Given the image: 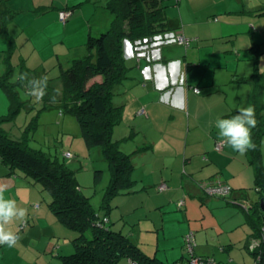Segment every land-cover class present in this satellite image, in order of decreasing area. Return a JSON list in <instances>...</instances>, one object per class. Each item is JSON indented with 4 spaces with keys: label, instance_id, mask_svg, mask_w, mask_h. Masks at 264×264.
<instances>
[{
    "label": "crops",
    "instance_id": "obj_1",
    "mask_svg": "<svg viewBox=\"0 0 264 264\" xmlns=\"http://www.w3.org/2000/svg\"><path fill=\"white\" fill-rule=\"evenodd\" d=\"M109 1L0 0V77L10 71L9 82L15 84V74L26 69L34 71L29 77L47 76L46 66L59 64L62 68V62L73 53L84 54L91 22L99 28L103 25ZM228 1L167 0L165 16L176 22L178 29L143 42L127 40L122 45L130 84L123 94L113 97L114 104L122 107L121 123L117 126L126 128L115 141H120L125 153L138 151L131 175L137 194L132 193L129 203L136 209L146 205L156 216L149 219L146 214L139 221L151 220L149 227L166 235L164 218L173 216L177 235L174 241L169 239L166 257L159 258L167 264L184 258L183 237L188 232L194 233L199 247L197 256L211 257L217 264L218 253L229 254L238 246L246 250L250 230L245 221L241 225L243 236L227 237L229 232L223 229L216 213L223 207L222 202L233 201L237 206L240 201L246 202L245 192L250 186L256 193L253 203L260 195L254 186L255 173L248 152L240 154L226 143L219 152L215 150L217 143L222 142L215 121L229 118L249 105L250 87L235 80L248 78L250 70L252 74L259 73L264 57V40L257 38L262 29L242 18L251 12L264 16V3L248 11L246 0H230L231 4ZM98 8L102 12L96 21L93 18ZM62 11L70 12L65 23L58 20ZM180 36L190 40L186 48L176 43ZM247 61L253 63V68L252 64H244ZM59 77L60 74L56 79L48 78L49 96L59 90L57 99L62 90ZM194 88L199 89V94L193 93ZM20 89L24 90L19 86V94ZM22 100L35 101L31 97ZM260 102L264 108V82ZM181 104L186 105V111L177 107ZM8 109L9 100L0 85V116L6 115ZM262 137L259 151L264 181ZM213 178L231 187L228 202L204 196L200 183ZM162 185L165 189L158 191ZM0 186L6 188V197L30 207L20 242L30 247L48 239L51 243L46 248L50 251L43 248L41 253L54 252L59 260L65 256V252L57 251L62 245L72 247L74 233L63 227L49 209L33 207L38 197L36 187L10 174L1 161ZM181 201L178 212L169 210ZM55 242L58 245L54 247Z\"/></svg>",
    "mask_w": 264,
    "mask_h": 264
},
{
    "label": "trees",
    "instance_id": "obj_2",
    "mask_svg": "<svg viewBox=\"0 0 264 264\" xmlns=\"http://www.w3.org/2000/svg\"><path fill=\"white\" fill-rule=\"evenodd\" d=\"M166 2L110 0L106 6L109 17L98 33H94L91 22L86 54L73 53L75 56L61 64L59 78L62 90L55 104L50 103L49 88L41 102L23 101L17 90L21 85L9 82L10 71L0 77L1 88L9 100L7 114L0 116V161L7 166L10 174L22 178L41 192H48L51 195L49 211L63 227L74 233L71 240L73 252L60 256V264H117L123 258L132 264L167 263L144 254L127 235L111 230L107 225V214L101 219L94 213L88 198L81 193L74 171L65 162L57 156L31 149L26 136L13 139L1 125L14 119L21 107L33 110L36 104L41 105L39 112L57 108L59 115L73 114L87 146L99 147L108 163L111 178L102 199L103 211L111 209L110 201L114 196L135 193L131 191L134 184L131 175L134 171L133 158L138 151L125 153L120 141L112 140L113 129L122 118V107L114 104L113 97L123 94L130 84L122 53L123 41L143 42L178 29V24L165 16ZM24 72L34 74L33 70L26 69ZM260 74L254 72L248 78L235 81L245 83L251 89L248 104L255 107L258 124L253 130L257 148L248 151V161L254 169L255 189L261 194L260 199H264L259 151L260 138L264 134V111L260 104L264 81ZM241 210L246 214L245 225L250 230L246 242V250L249 251L252 241L264 239V213L259 209V202L250 203Z\"/></svg>",
    "mask_w": 264,
    "mask_h": 264
},
{
    "label": "rangeland",
    "instance_id": "obj_3",
    "mask_svg": "<svg viewBox=\"0 0 264 264\" xmlns=\"http://www.w3.org/2000/svg\"><path fill=\"white\" fill-rule=\"evenodd\" d=\"M228 2V4H231L230 0ZM263 3L264 0H246L248 11L259 6L261 7ZM103 9L105 10V8ZM99 10L100 8H98L95 13V17L93 18L96 21H99L96 18L99 13L101 14L102 12V10ZM105 13L106 16L109 17L108 13ZM252 13L254 12L249 14L244 13L242 18L249 19L250 24L258 25V27L262 30L258 33L257 38L264 40V16H255ZM96 21L95 24H97ZM236 22H234V24H236ZM93 31L94 33H98L100 31L99 26H94ZM86 52L87 50L84 51V54H79L81 53L79 52L76 55H85ZM261 58L262 60L261 65H259V73H261L260 75H262V80L264 81V57ZM244 64H252L251 67L253 68V63H249L247 61ZM58 65H50V68L46 66L45 71L47 72L48 78L56 79L58 77L61 71L60 66ZM38 72H41V69H39ZM251 74L252 70L249 71V77ZM23 91L25 92V90L20 89V92L24 93ZM22 93L20 94L23 99L29 98L27 95ZM115 97L117 98V96ZM40 107L41 105L39 104H36L35 109L33 110L31 107L29 109H27V107H21L14 119L2 123V129L15 140H19L23 136L28 137V145L31 149L40 150L53 157L57 156L61 162H65L68 168L74 171L75 178L81 188V193L83 196L88 198L94 213L101 219L104 218L105 214H107L109 221L107 225L111 230L127 235L130 241L144 254L150 257L156 256L158 259H164L166 257L165 249L169 246V239L174 241V237L177 235V229L173 227L171 221L173 219L172 214H168L164 218L166 235H159L157 230L149 227L152 225L151 220L139 221L140 217H143L146 214L149 215V219L156 218V216L146 205L136 209L132 203H129L132 193L118 194L114 196L110 201L111 209L108 212L103 211L101 208L102 199L109 185L111 176L108 163L103 156L101 149L99 147L90 148L87 146L82 137L77 119L73 114L64 113L59 115L57 108L43 109L39 112L38 109H40ZM34 125L35 127H33ZM121 130L125 131L126 128L123 129V127L117 126L113 129V141L117 140V136L123 134ZM262 138H264V135ZM121 147L124 151V147ZM65 152H70L72 154V158H64L63 153ZM35 189L38 197L37 202L32 204L33 207L48 209V203L51 200V195L46 191L41 192L38 188ZM131 191H136L133 186ZM133 194L135 195L137 193L135 192ZM255 194L256 193L252 186H250L245 192L246 198L250 202L255 201L252 200V197ZM260 195L256 198V202H259ZM262 195L264 196V193H262ZM11 198L14 199V197ZM133 200L135 201V199ZM133 200L131 202H133ZM17 204L18 206L25 208V206H23V202H17ZM221 204L223 207L217 211L216 215L218 221L222 223L223 229L228 230L227 232H229V234H227V237L236 238L240 235L243 236L242 234L245 230L241 227V225L246 219V214L240 209V206L226 204L225 202H222ZM29 208L30 207H27L28 211L30 210ZM179 208L180 203L178 202L177 206L174 205L169 208V210L178 212ZM27 218L28 216L26 219ZM26 219L23 221H14L9 225L10 229L20 235L22 227L27 222ZM65 236L66 235H64V237ZM224 236L225 235H223L222 238ZM48 242L51 243L48 239H42L37 246L30 245V247H25L20 240L14 247L0 245V264H59L58 262L60 260L56 257V255H54V252L50 255H43L41 253V250L49 245ZM57 245V242L53 243L54 247ZM195 245L196 247L194 248V252L199 249L197 244ZM197 247L198 249H196ZM46 249L47 252L50 251V249ZM61 252H65L63 255H69L73 252V246L70 248L68 245L59 246L57 253ZM248 252L249 251L242 249L241 246H238L236 249L231 250L229 254L218 253L215 258L220 261L218 264H243V262L244 264H252L254 259ZM195 253L196 255H199L198 251ZM183 255L184 257L188 255L185 250H183ZM168 257L170 256L168 255ZM117 264L132 263L123 258L120 259Z\"/></svg>",
    "mask_w": 264,
    "mask_h": 264
},
{
    "label": "clouds",
    "instance_id": "obj_4",
    "mask_svg": "<svg viewBox=\"0 0 264 264\" xmlns=\"http://www.w3.org/2000/svg\"><path fill=\"white\" fill-rule=\"evenodd\" d=\"M14 79L22 86L26 94L36 102H41L47 95L48 77H29L27 72L15 74ZM56 95L50 97V103L57 102ZM178 108L186 111V105H178ZM255 107L249 104L247 107L238 109L235 115L229 118H218L215 121V128L218 130V136L222 142L226 143L232 150L244 154L248 151H255L257 148L253 140V130L257 127ZM6 188L0 186V245L14 247L21 237L13 232L9 225L14 221H23L26 219L27 208L18 206L15 199L6 197Z\"/></svg>",
    "mask_w": 264,
    "mask_h": 264
},
{
    "label": "built area",
    "instance_id": "obj_5",
    "mask_svg": "<svg viewBox=\"0 0 264 264\" xmlns=\"http://www.w3.org/2000/svg\"><path fill=\"white\" fill-rule=\"evenodd\" d=\"M69 17H70L69 11H65V12L62 11V12H59L58 14V20L61 23H65ZM176 43L186 48L189 45L190 40L180 36L176 39ZM192 91L195 94H199V89L197 88H194ZM223 145H224V142L217 143L215 150L219 152ZM63 157L70 159L72 158V154L69 152H65L63 153ZM199 187L201 191L203 192L204 196L210 197V198H216V199L227 201L230 195L232 194L231 187L225 184L223 181H221L218 178H213L207 181H203L200 183ZM164 189H165L164 185L157 188L158 191H163ZM179 203L180 205L183 204L182 201ZM230 203L234 204L233 201H231ZM183 244H184V249L188 255L184 257L183 259H181L180 261L175 262V264H217V262L213 258L200 257L195 254L194 252L195 241H194L193 232H188L183 237ZM248 250L252 254V257L254 259L252 264H264V239L263 238H258L252 241L248 247Z\"/></svg>",
    "mask_w": 264,
    "mask_h": 264
},
{
    "label": "water",
    "instance_id": "obj_6",
    "mask_svg": "<svg viewBox=\"0 0 264 264\" xmlns=\"http://www.w3.org/2000/svg\"><path fill=\"white\" fill-rule=\"evenodd\" d=\"M124 43H127V40H124V41H123V44H124ZM180 83H182V79L180 80ZM250 203H253V202H250V201H248V200L245 202V200H244L243 202L240 201V202H239V205H240L241 208H245L246 205H248V204H250ZM237 205H238V203H237ZM259 209H260L261 212L264 213V199H260V200H259ZM250 254H251V253H250ZM251 255H252V254H251Z\"/></svg>",
    "mask_w": 264,
    "mask_h": 264
}]
</instances>
